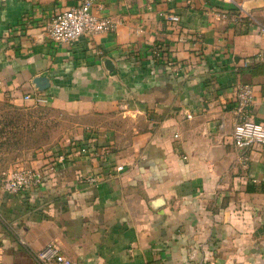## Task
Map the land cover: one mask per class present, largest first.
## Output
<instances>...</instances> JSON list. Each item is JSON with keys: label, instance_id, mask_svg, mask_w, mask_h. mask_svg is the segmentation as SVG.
<instances>
[{"label": "crops", "instance_id": "obj_1", "mask_svg": "<svg viewBox=\"0 0 264 264\" xmlns=\"http://www.w3.org/2000/svg\"><path fill=\"white\" fill-rule=\"evenodd\" d=\"M78 2L0 1V99L93 115L24 166L39 187L0 186V264L50 242L75 264H264V147L232 136L239 84L264 122V0H95L113 31L41 37Z\"/></svg>", "mask_w": 264, "mask_h": 264}, {"label": "built area", "instance_id": "obj_2", "mask_svg": "<svg viewBox=\"0 0 264 264\" xmlns=\"http://www.w3.org/2000/svg\"><path fill=\"white\" fill-rule=\"evenodd\" d=\"M4 1V0H0ZM95 0H79L78 4L67 10L58 12L52 17L45 26L41 37L47 36L55 43H74L82 37L95 36L97 34L113 31L116 23L110 18L96 16L92 12ZM232 2V0H228ZM173 21L180 18L171 16ZM238 23H247L249 26L260 24L251 14L240 10L236 15ZM264 34V22L260 24ZM29 98V97H27ZM254 103L253 87L250 84L242 83L237 86V117L234 122L233 140L236 147L240 150H248L255 145L264 147V122L258 121L250 114ZM179 108H183L179 105ZM187 118L192 114L186 110ZM83 152L88 149L84 147ZM123 166H118V172L123 171ZM89 182H96V177L88 178ZM43 183V175L34 168L20 167L6 174L0 182L1 188L10 194H20L31 191ZM23 244L25 242L21 241ZM33 257L39 264H75L74 260L63 251L60 244L50 242L41 250L36 251Z\"/></svg>", "mask_w": 264, "mask_h": 264}, {"label": "rangeland", "instance_id": "obj_3", "mask_svg": "<svg viewBox=\"0 0 264 264\" xmlns=\"http://www.w3.org/2000/svg\"><path fill=\"white\" fill-rule=\"evenodd\" d=\"M92 118L46 99L22 104L0 99V182L41 152L75 137Z\"/></svg>", "mask_w": 264, "mask_h": 264}, {"label": "water", "instance_id": "obj_4", "mask_svg": "<svg viewBox=\"0 0 264 264\" xmlns=\"http://www.w3.org/2000/svg\"><path fill=\"white\" fill-rule=\"evenodd\" d=\"M34 82L41 91L46 90L50 86V81L47 77H37Z\"/></svg>", "mask_w": 264, "mask_h": 264}, {"label": "trees", "instance_id": "obj_5", "mask_svg": "<svg viewBox=\"0 0 264 264\" xmlns=\"http://www.w3.org/2000/svg\"><path fill=\"white\" fill-rule=\"evenodd\" d=\"M249 26V25H248ZM250 27V26H249Z\"/></svg>", "mask_w": 264, "mask_h": 264}]
</instances>
